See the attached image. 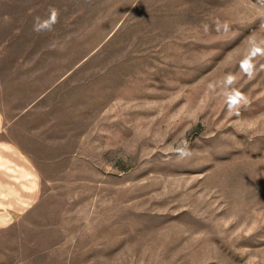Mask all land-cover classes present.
<instances>
[{"label": "rangeland", "instance_id": "374dc122", "mask_svg": "<svg viewBox=\"0 0 264 264\" xmlns=\"http://www.w3.org/2000/svg\"><path fill=\"white\" fill-rule=\"evenodd\" d=\"M262 24L259 0H0L2 136L41 174L0 264H264ZM229 72L239 115L207 87Z\"/></svg>", "mask_w": 264, "mask_h": 264}, {"label": "crops", "instance_id": "0c3cea01", "mask_svg": "<svg viewBox=\"0 0 264 264\" xmlns=\"http://www.w3.org/2000/svg\"><path fill=\"white\" fill-rule=\"evenodd\" d=\"M0 110V228L9 227L38 202L41 174L28 153L3 135Z\"/></svg>", "mask_w": 264, "mask_h": 264}, {"label": "clouds", "instance_id": "9594fccd", "mask_svg": "<svg viewBox=\"0 0 264 264\" xmlns=\"http://www.w3.org/2000/svg\"><path fill=\"white\" fill-rule=\"evenodd\" d=\"M260 6L264 7V0H259ZM60 11L55 7H49L45 17H34L32 31L37 35L52 32L55 25L59 22ZM214 26L217 33L228 32L230 25L227 21L216 19L213 24L202 23L201 27L205 33L209 32ZM264 28V24L261 25ZM53 46L55 44L53 43ZM264 59V38H257L250 36L247 40V47L245 53L239 60V70L249 80L253 79L257 74V66L259 60ZM260 69H264V64H259ZM239 82L238 73H226L218 81L209 82L208 90L223 97L226 110L229 113L239 115V110L250 104L249 97L237 87ZM176 156L181 159H189L192 156V150L188 145L187 140L181 141L174 147Z\"/></svg>", "mask_w": 264, "mask_h": 264}]
</instances>
